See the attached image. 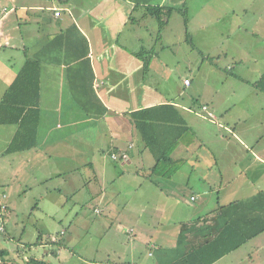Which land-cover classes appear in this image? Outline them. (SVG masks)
I'll return each instance as SVG.
<instances>
[{
  "label": "crops",
  "instance_id": "crops-1",
  "mask_svg": "<svg viewBox=\"0 0 264 264\" xmlns=\"http://www.w3.org/2000/svg\"><path fill=\"white\" fill-rule=\"evenodd\" d=\"M210 2L215 4L214 0ZM219 2L217 7L221 4ZM154 7H161L164 14L157 18L150 12ZM225 7L224 4L217 11L213 8L212 13L229 15ZM56 10H60L58 16ZM238 10L255 16L254 24L261 37L264 34V0H255L253 12L247 7ZM182 13L195 14L184 21ZM208 13L207 0H0V102L25 60L34 57L40 61V116L36 145L9 154L30 153L27 157L30 162L25 168L30 169L33 180L39 185L48 181H42L45 174L51 176L54 173L53 154L60 158L64 155L56 150L59 140L53 137L55 130L61 137L62 132L71 126L86 122L101 126L108 141L110 158L119 159L121 165L117 170L114 165L104 166L100 162L95 167L91 164L95 173L98 172L97 181L108 175L107 180L112 179L119 187H123L122 183L127 184L132 194L124 200V217L119 211V218L116 216L111 225H116L117 221L121 229L122 221L130 223V227L123 231L132 235L133 240L146 242L149 248H153L149 255L154 256V264H170L207 244L227 224V217L221 209L223 206L235 201L247 202L264 192V108L257 102L238 104L237 108L225 104L227 106L220 109L208 103L185 106L181 102L183 90L181 86H175L173 76H169L172 79L170 84L164 80L167 90L161 89L156 80H149L151 69L148 65L144 70L143 59L137 55L148 51L151 60L159 58L167 46L182 42V26L188 33L201 22V28L205 29L210 23L207 22ZM179 14L181 17L176 18L175 15ZM219 14L215 20H219ZM161 21L165 24L160 28ZM172 25L180 28L177 29L180 31L178 40L171 35L172 32L168 33ZM72 26L88 43L90 69L75 57L84 49V41L76 31H71ZM186 32L184 43L193 48ZM73 39L77 40V45ZM261 45H256L251 55L254 57L249 56L247 61L261 62L264 52ZM169 49L174 53L171 47ZM263 73L256 75L254 81L241 80L255 82ZM184 85L190 87L192 81L184 82ZM254 90L258 89L254 87ZM75 101L80 104L84 115L77 114L76 108L70 105ZM167 103L177 108L185 125L193 128L196 134L192 138L180 136L170 153L176 163L181 159L189 160L188 163L176 164L167 172H155V158L142 141L130 113ZM202 106L207 110L202 111ZM223 111L222 120L226 122H222L217 114ZM3 125L6 129L0 132L6 143L3 153L7 154L5 150L18 125ZM9 125H15L16 129L9 128ZM179 126L181 123L178 122L170 124L174 136L181 132ZM205 127L211 128L212 133L206 134V130L201 129ZM86 142H82L84 146H78L76 151L65 147L71 151L66 160L74 164L84 158L87 155ZM95 142L98 143L96 139ZM36 166L41 167L43 174L40 177H37L39 169ZM1 189L2 196L6 197L4 187ZM134 200L135 204L130 205ZM11 202L10 199L2 206L5 214L0 208L5 234V218ZM104 202L106 206H112L110 196ZM95 211L102 213L101 208ZM249 243L253 246L248 254V264H264V231ZM63 247H60L61 251ZM240 250L242 247L213 264H226V258ZM244 260L242 256L239 263Z\"/></svg>",
  "mask_w": 264,
  "mask_h": 264
},
{
  "label": "rangeland",
  "instance_id": "rangeland-1",
  "mask_svg": "<svg viewBox=\"0 0 264 264\" xmlns=\"http://www.w3.org/2000/svg\"><path fill=\"white\" fill-rule=\"evenodd\" d=\"M219 1L221 4L217 7ZM214 2L215 4L207 0V8L210 12L207 14L209 20L207 22L210 23L205 29L201 28V22L194 25L193 29H189L188 33L182 26L183 43L167 46L165 52L160 53L159 58L153 57L152 60L150 53L144 52L143 56L150 60L148 65L151 69L149 72L151 79H148L156 80L157 86L167 90L164 80L170 84L172 79L169 76L172 75L175 86H181L183 90L181 102H184L185 106L208 103L220 109L228 104L237 108L238 104L257 102L264 108V93L260 90L255 91L251 83L245 81H254L256 75L264 72V52L261 62L246 60L249 56L254 57L251 55L254 54L256 45L262 44L261 48L264 51V34L260 37L256 31L253 14L245 15L238 10L247 7L248 11L253 12L255 0H214ZM224 4L226 6L224 10L226 13L230 12L229 15L212 13L213 8L217 11L223 8ZM194 14L182 13L184 21ZM218 14L220 18L215 20ZM177 29L180 28H174L172 25L168 33L172 32L171 35L178 40L180 31L178 32ZM185 32L192 41L193 48L184 43ZM169 47L174 53L169 51ZM230 66L233 67L232 70L229 69ZM185 77L192 81L190 87L184 85ZM70 105L76 108L77 114H85L76 101L70 102ZM217 114L222 122H226L222 120L224 111ZM95 124L86 122L68 127L62 132L61 137L55 130L53 137H58L59 140L56 150L60 153L64 152V159L56 157L52 151L54 173L51 176L45 174L42 181L44 179L48 181L44 183L40 181L39 185L33 180L30 169L25 168L30 162L27 158L30 153H16L18 155L3 153L6 143L1 138L3 136L0 132L1 210H4L2 206L6 202L12 200L10 212L5 218L7 234L6 231L4 233L0 231V250H8L9 255L6 258L10 262L29 264L31 258H39L50 264L155 263L154 256L149 255L153 248H149L146 242L133 240L132 235L123 231L124 228L130 227V223L122 221L121 229L117 221L116 225H111L116 220V216L119 218V211L122 218L124 217L123 214L126 212L122 209L125 207L124 200L132 194L127 184L122 183L123 187H119V184L112 179L107 180L108 175L97 181L98 172L95 173L91 164L96 167L101 162L104 166L114 165L119 170L121 161L110 158L104 129ZM10 127L16 129L15 125H9ZM3 129H6V125L0 126V131ZM201 129H205L206 134L212 133L211 128ZM195 134L196 131L189 128V132L185 135L192 138ZM95 139L98 143H94ZM101 139L103 141H100ZM82 142H86L87 155L72 164L66 160L71 155L68 149L76 151L78 146H84ZM65 147L68 149H64ZM216 147L219 148L218 145ZM99 148L101 150H98ZM112 156L117 158V155ZM187 161L189 160L181 159L177 164L183 166L188 163ZM36 167L39 169L37 177L42 176L41 167ZM1 187H4L6 197L2 196ZM109 196L112 204L110 207L104 204L106 202L104 200ZM131 204H135V200ZM96 208H101L102 213L96 212ZM249 242L242 246V250L226 258L225 263L232 264L230 260L239 263L242 256L247 261L244 260L239 264L250 263L248 254L251 253L253 242ZM62 245L67 249L64 250L63 247L61 251ZM240 256L241 258H238Z\"/></svg>",
  "mask_w": 264,
  "mask_h": 264
},
{
  "label": "trees",
  "instance_id": "trees-1",
  "mask_svg": "<svg viewBox=\"0 0 264 264\" xmlns=\"http://www.w3.org/2000/svg\"><path fill=\"white\" fill-rule=\"evenodd\" d=\"M150 12H153V15L157 18L162 13L164 14L161 7H154ZM164 24L165 22L161 21L160 28ZM71 31H76L84 41V49L80 53H76L75 57L80 59L81 64H87L90 69L86 39L77 31L75 26L71 27ZM74 44L77 45V40L74 41ZM137 55L143 59L144 70H146L148 59L143 56L144 52ZM249 83L264 92V73L255 82ZM39 99L40 61L37 58L28 57L0 102V124L18 125L17 131L5 150L7 154L35 147L40 116ZM170 113H173L176 117L170 116ZM130 119L142 141L155 158L154 171L167 172L171 168L173 169L177 163L172 159L170 153L179 142L180 136H184L189 132V128L185 125L177 108L171 103L141 108L131 112ZM175 122L181 123V126L178 127L181 132H178L179 134L176 136L169 127L170 124ZM240 207L242 208L241 211L238 210ZM221 209L227 217V224L221 232L207 244L170 264H213L264 231V192H259L247 202L235 201L228 206H223ZM1 232L4 233L5 229ZM8 255V250H0V264H14L6 258ZM28 263L50 264L39 258H31Z\"/></svg>",
  "mask_w": 264,
  "mask_h": 264
},
{
  "label": "built area",
  "instance_id": "built-area-1",
  "mask_svg": "<svg viewBox=\"0 0 264 264\" xmlns=\"http://www.w3.org/2000/svg\"><path fill=\"white\" fill-rule=\"evenodd\" d=\"M55 14H56V16H58V15L60 14V10H56V11H55ZM184 82H185V83H189V80H188V79H185ZM201 110H202V111H206V110H207V107H206V106H202V107H201ZM209 115H210V114H209ZM113 157L115 158V156H113ZM0 231H4V226H3V224H2V220H1V218H0Z\"/></svg>",
  "mask_w": 264,
  "mask_h": 264
}]
</instances>
